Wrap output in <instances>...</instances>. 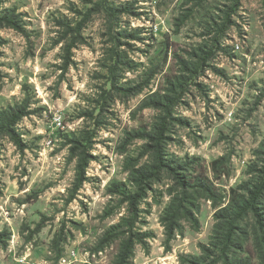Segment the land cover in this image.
Wrapping results in <instances>:
<instances>
[{
    "label": "rangeland",
    "instance_id": "rangeland-1",
    "mask_svg": "<svg viewBox=\"0 0 264 264\" xmlns=\"http://www.w3.org/2000/svg\"><path fill=\"white\" fill-rule=\"evenodd\" d=\"M231 3L5 0L24 32L0 28V109L26 104L30 115L17 126L23 150L0 133V232L10 233L0 264H120L131 214L116 189L134 192L131 174L154 163L144 134L157 131L163 115L146 104L182 74L181 60L212 43ZM96 4L102 8L83 30L85 43L67 55L61 23L75 25ZM123 6L131 13L108 12ZM233 20L162 143L183 175L204 172L224 197L264 160V0H243ZM112 58L119 61L114 74ZM84 152L89 164L76 190ZM221 157L228 163L222 177L212 172ZM179 192L166 172L150 185L132 229L142 242L125 264H182L181 257L200 255L216 209L197 196L194 217L182 219L168 241L162 217ZM108 232L117 234L109 242Z\"/></svg>",
    "mask_w": 264,
    "mask_h": 264
},
{
    "label": "trees",
    "instance_id": "trees-1",
    "mask_svg": "<svg viewBox=\"0 0 264 264\" xmlns=\"http://www.w3.org/2000/svg\"><path fill=\"white\" fill-rule=\"evenodd\" d=\"M231 1V5L224 11L223 23L216 30L212 43L209 46H198L193 50L191 61L181 60L182 74L169 79L166 92L155 95L146 104L147 108L157 109L163 115L160 118L161 124L158 130L154 133L144 134V138L150 142L145 148L153 154L154 163L144 165L131 174V181L136 189L134 192H121V189H116V193L122 194L123 202L128 204V210L131 214L128 229L124 231L125 234H129V237L123 243L120 264H125L132 257L135 244L139 241L142 242V239L136 237L132 232L137 220L139 206L145 199L150 185L158 181L164 172L172 176L180 188V192L173 198L162 217L168 241L173 239L182 219L190 221L194 217L192 207L193 200H196L197 196L212 201L216 209L214 227L209 242L200 245V255L181 257L182 264H251L252 259H256L259 264H264V209L261 206L264 198V160L259 158L262 164H253L250 167L249 175H252L250 179L237 188H232L229 196L224 197L218 194L210 178L204 172H200L192 178L183 175L180 171L183 165L165 159L162 148L166 132L173 119V111L182 102L190 84L205 74L211 66V61L223 49L222 40L234 25L233 18L239 12L243 0ZM4 2L5 0H0V28L13 29L18 33H23L24 28L20 16L14 10L4 8ZM101 8L100 4H96L94 8L86 12L83 20L75 25L61 23L60 27L64 28L63 40L67 43V55H70L72 50L80 44L85 43L83 30L93 15ZM108 12L112 17L117 18L131 13V10L128 6H123L110 9ZM118 64L119 61L114 59L110 65V74L115 73ZM140 88L137 86L126 91L136 92ZM29 115L30 111L26 104L0 109V133L8 136L21 150L24 149V144L17 131V126ZM73 142L76 144L74 147L79 149L80 142L77 140ZM261 148V153L264 156V141ZM84 154L81 163L78 165L76 190L85 181V172L89 164V159L86 158L85 152ZM227 165L225 158L221 157L212 162V172L215 175L220 173L222 177L226 175V172L222 171ZM116 187L118 186L116 185ZM250 221L251 224H249ZM116 235H111L108 232L106 239L109 242ZM9 238L8 230L1 231L0 245H3V239Z\"/></svg>",
    "mask_w": 264,
    "mask_h": 264
}]
</instances>
